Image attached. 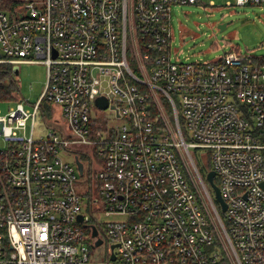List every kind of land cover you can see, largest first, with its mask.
<instances>
[{
    "label": "built area",
    "instance_id": "2783aa9c",
    "mask_svg": "<svg viewBox=\"0 0 264 264\" xmlns=\"http://www.w3.org/2000/svg\"><path fill=\"white\" fill-rule=\"evenodd\" d=\"M180 5L215 3L0 0V63L47 67L0 115V264H264V56L180 57Z\"/></svg>",
    "mask_w": 264,
    "mask_h": 264
},
{
    "label": "rangeland",
    "instance_id": "374dc122",
    "mask_svg": "<svg viewBox=\"0 0 264 264\" xmlns=\"http://www.w3.org/2000/svg\"><path fill=\"white\" fill-rule=\"evenodd\" d=\"M213 1L215 6L180 5L172 11L174 31L173 47L180 57L196 61H213L234 47L243 53L251 52L264 56V7L259 5H238L236 0H203ZM231 4V5H228ZM230 22L225 30L219 25ZM19 84V97L27 108L33 110L32 104L40 98L47 85V67L37 63H23L15 68ZM13 99L0 100V115H5L16 105L18 93ZM28 101V102H27ZM58 110L57 107H55ZM36 131L46 133V128L38 118ZM3 145V140L0 139ZM199 162L205 163L204 152L200 153ZM192 174L194 171L192 170ZM103 221L107 217H101Z\"/></svg>",
    "mask_w": 264,
    "mask_h": 264
},
{
    "label": "trees",
    "instance_id": "16d2710c",
    "mask_svg": "<svg viewBox=\"0 0 264 264\" xmlns=\"http://www.w3.org/2000/svg\"><path fill=\"white\" fill-rule=\"evenodd\" d=\"M14 73L12 64L0 63V100L13 99V93L19 89L18 80ZM197 165L203 176L211 169L210 164H207V166Z\"/></svg>",
    "mask_w": 264,
    "mask_h": 264
},
{
    "label": "water",
    "instance_id": "95a60500",
    "mask_svg": "<svg viewBox=\"0 0 264 264\" xmlns=\"http://www.w3.org/2000/svg\"><path fill=\"white\" fill-rule=\"evenodd\" d=\"M229 23L230 22H225L223 24H220L219 25V29L220 30H225ZM0 57H1V54H0ZM14 70H15V68H14ZM96 103L102 109H106L108 107V101H107V99L105 97H99L96 100ZM77 163H78L79 169H80V171L82 173V170H83L82 163L79 162L78 159H77ZM214 177H215V172L214 171H210L207 174V176H206L207 181L209 182L210 186L212 187V189L214 191L216 201L220 204V206L222 208V211H226V208H227L226 203L224 202V200H223V198L221 196L219 187L214 182ZM80 218H82V216H80ZM95 234H96V231H95ZM100 243H101V241L98 242V244H100Z\"/></svg>",
    "mask_w": 264,
    "mask_h": 264
}]
</instances>
